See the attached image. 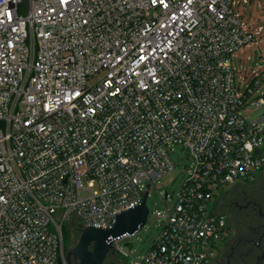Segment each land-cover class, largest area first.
I'll return each mask as SVG.
<instances>
[{"label": "built area", "instance_id": "obj_1", "mask_svg": "<svg viewBox=\"0 0 264 264\" xmlns=\"http://www.w3.org/2000/svg\"><path fill=\"white\" fill-rule=\"evenodd\" d=\"M250 3L0 0V264H60L66 228H112L153 186L162 231L135 264H210L215 195L264 169V112L242 115L264 70L233 67ZM175 147L192 166L172 203Z\"/></svg>", "mask_w": 264, "mask_h": 264}, {"label": "rangeland", "instance_id": "obj_2", "mask_svg": "<svg viewBox=\"0 0 264 264\" xmlns=\"http://www.w3.org/2000/svg\"><path fill=\"white\" fill-rule=\"evenodd\" d=\"M235 10L242 15L244 20L249 24L250 31L253 32L256 37L255 42L249 47H245L237 52L233 58V67L236 70L237 77H242L244 82L247 80V84H250L252 80L264 70V0H251L249 5H237ZM260 91H264V86ZM256 97L257 95L253 98ZM263 112L264 107L249 106L242 111V115L246 116L248 120H253ZM173 159L176 165L174 171L163 179H160L157 186H161V191L169 192L171 195V202L175 203L178 193L192 166V158L189 156V153L181 147H175ZM236 185L237 184L226 185L215 195L217 207H219L223 197L227 195L231 189L236 187ZM147 206L150 214L146 226L137 235L127 240L128 242L136 244L134 250L130 251L125 247L126 241L118 243V247L127 253V255L118 251L117 248L116 250H112L118 255L122 264H135L137 260L145 256L150 245L159 237L162 231V224L158 222L154 214L157 210H164V204L156 186H153L151 189V195L148 198ZM66 231L67 228L65 229V232ZM73 244L72 240V245ZM63 248V256H65L66 248L64 244ZM216 248L219 250L221 244H217ZM118 253H120V255ZM63 264H65V261H63Z\"/></svg>", "mask_w": 264, "mask_h": 264}, {"label": "flooded vegetation", "instance_id": "obj_3", "mask_svg": "<svg viewBox=\"0 0 264 264\" xmlns=\"http://www.w3.org/2000/svg\"><path fill=\"white\" fill-rule=\"evenodd\" d=\"M216 213L225 218L227 229L210 264H264V169L251 182L238 183L231 189L216 206ZM80 235V229L75 228L70 243L65 245L62 262H66L67 253L77 245ZM69 264H79L78 258L72 255ZM103 264L122 263L110 250Z\"/></svg>", "mask_w": 264, "mask_h": 264}, {"label": "water", "instance_id": "obj_4", "mask_svg": "<svg viewBox=\"0 0 264 264\" xmlns=\"http://www.w3.org/2000/svg\"><path fill=\"white\" fill-rule=\"evenodd\" d=\"M150 186H148V190ZM149 192L146 191L143 202L120 213L114 214L115 225L112 228L90 226L80 229V238L77 245L66 255L69 264L73 255L79 264H103L110 250H116L115 245L126 241L125 247L132 251L136 244L127 240L137 235L146 226L149 208L147 206ZM62 260L60 264H62Z\"/></svg>", "mask_w": 264, "mask_h": 264}, {"label": "trees", "instance_id": "obj_5", "mask_svg": "<svg viewBox=\"0 0 264 264\" xmlns=\"http://www.w3.org/2000/svg\"><path fill=\"white\" fill-rule=\"evenodd\" d=\"M75 230V228H70V229H67V231L63 232V241H64V246L66 245L67 242L70 241V238H71V235L73 233V231ZM70 243V242H69Z\"/></svg>", "mask_w": 264, "mask_h": 264}]
</instances>
